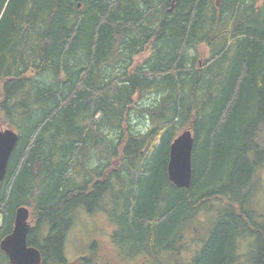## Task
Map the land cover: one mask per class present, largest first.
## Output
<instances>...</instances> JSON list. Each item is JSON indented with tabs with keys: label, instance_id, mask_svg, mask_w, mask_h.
I'll return each instance as SVG.
<instances>
[{
	"label": "trees",
	"instance_id": "trees-1",
	"mask_svg": "<svg viewBox=\"0 0 264 264\" xmlns=\"http://www.w3.org/2000/svg\"><path fill=\"white\" fill-rule=\"evenodd\" d=\"M133 113L150 125L131 129ZM189 125L186 190L167 167ZM0 126L19 135L0 184V244L27 206L28 245L42 264H68L82 209L108 216L118 258L156 256L218 197L226 206L191 264H264L252 207L264 171V0H0ZM0 264H10L1 248Z\"/></svg>",
	"mask_w": 264,
	"mask_h": 264
},
{
	"label": "rangeland",
	"instance_id": "rangeland-1",
	"mask_svg": "<svg viewBox=\"0 0 264 264\" xmlns=\"http://www.w3.org/2000/svg\"><path fill=\"white\" fill-rule=\"evenodd\" d=\"M201 55L202 61L209 55V51L206 47H201ZM155 99L156 96L153 95L143 101L140 100L139 102L141 105L146 106L151 102L156 101ZM132 115L131 129L143 130L150 125V123L147 122L148 120L145 118H141V116L138 117L137 115H134V113ZM189 128L192 129L190 125L181 127L179 132H177L176 137ZM0 129H8V127L0 126ZM260 145L262 147L264 146V133L261 134ZM101 180H105V177ZM253 201L254 203H252V207L257 210L256 219L259 223L264 224V171L259 174L258 181L255 186V193L253 194ZM201 204L202 205H199L198 207L196 215H194L190 223L186 225L185 232L183 234L185 239L181 243L182 248L180 254L178 252H176V254L173 252L172 254L171 252L164 254L161 257L163 264H171L174 261L179 262L180 264H189L198 253L200 245L209 238L210 232L214 227V224L217 222L219 211L224 209L226 206L225 202L218 199V197L207 203ZM27 208L30 210L29 207ZM30 224L32 227H35L34 223L32 224V222H30ZM113 232L114 226L109 221L106 214L99 213L92 215L86 210H79L75 215V222L68 234L66 242L65 257L67 261L71 263L77 258L89 257L91 264H96L95 260L100 261L103 258L111 256L113 261H117V264H136V261L138 264H142V257L136 258L133 262L130 260H127L125 263L120 262L121 258L117 257L118 253L114 249V245L112 243ZM245 254L246 252L243 251L244 256Z\"/></svg>",
	"mask_w": 264,
	"mask_h": 264
},
{
	"label": "water",
	"instance_id": "water-1",
	"mask_svg": "<svg viewBox=\"0 0 264 264\" xmlns=\"http://www.w3.org/2000/svg\"><path fill=\"white\" fill-rule=\"evenodd\" d=\"M175 1V0H174ZM19 141L18 134L10 129H0V184L7 174L8 162ZM195 138L191 129L174 139L170 147L168 177L180 189L189 190L192 182V153ZM30 210L21 206L16 210L14 229L0 244L10 264H42L40 251L28 245L31 230Z\"/></svg>",
	"mask_w": 264,
	"mask_h": 264
},
{
	"label": "flooded vegetation",
	"instance_id": "flooded-vegetation-1",
	"mask_svg": "<svg viewBox=\"0 0 264 264\" xmlns=\"http://www.w3.org/2000/svg\"><path fill=\"white\" fill-rule=\"evenodd\" d=\"M78 6L80 7L81 5L80 4H78ZM185 238L184 237H182V238H180L179 239V244H176V245H174V247H173V251H169V252H166V253H170L171 252V254H172V252L173 253H175L176 254V252H178L179 254H180V251H181V248H182V246H181V243L183 242V240H184ZM179 246V247H178ZM202 248V244L200 245V249ZM166 253H164V252H162V253H160V254H158V255H156V256H150V255H143V256H136V257H134V258H131V259H121V261L120 262H122V263H125V262H127V260H130L131 262H133V261H135L136 260V258H138V257H142V259H143V263L142 264H163V262H162V260H161V257L164 255V254H166ZM108 255V254H107ZM104 256V255H103ZM109 256V255H108ZM93 259H95V258H93ZM67 260V259H66ZM86 260V261H85ZM95 262H96V264H117V261H113V259L111 258V256L110 257H106V258H103L102 260H100V261H96L95 260ZM67 263L68 264H91V261H90V258L89 257H81V258H77V259H75L73 262H71V263H69L68 261H67ZM192 262L190 261V263L189 264H191ZM136 264H138L137 263V261H136ZM171 264H180L179 262H173V263H171ZM182 264H185V263H182Z\"/></svg>",
	"mask_w": 264,
	"mask_h": 264
},
{
	"label": "bare ground",
	"instance_id": "bare-ground-1",
	"mask_svg": "<svg viewBox=\"0 0 264 264\" xmlns=\"http://www.w3.org/2000/svg\"><path fill=\"white\" fill-rule=\"evenodd\" d=\"M220 1L221 0H216V4H217V6L219 5V3H220ZM81 5V4H80ZM81 7V6H80ZM94 58V57H93ZM105 77V76H104ZM131 81V80H130ZM121 83V82H120ZM192 155H193V153H192Z\"/></svg>",
	"mask_w": 264,
	"mask_h": 264
}]
</instances>
